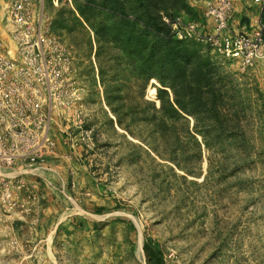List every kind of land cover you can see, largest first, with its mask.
I'll list each match as a JSON object with an SVG mask.
<instances>
[{
    "label": "rangeland",
    "instance_id": "1",
    "mask_svg": "<svg viewBox=\"0 0 264 264\" xmlns=\"http://www.w3.org/2000/svg\"><path fill=\"white\" fill-rule=\"evenodd\" d=\"M43 1L76 89L61 162L25 178L30 212L0 213V264H147L145 242L164 264H264V56L243 66L198 39L218 0ZM141 3L183 42L178 64L160 45L146 62ZM230 3L231 28L252 33L262 7Z\"/></svg>",
    "mask_w": 264,
    "mask_h": 264
},
{
    "label": "built area",
    "instance_id": "2",
    "mask_svg": "<svg viewBox=\"0 0 264 264\" xmlns=\"http://www.w3.org/2000/svg\"><path fill=\"white\" fill-rule=\"evenodd\" d=\"M252 2L262 7L252 33L234 31L230 0H218L207 10L212 26L198 39L221 59L243 66L262 58L264 0ZM0 10V213L9 215L30 212L25 178L43 179L61 162L55 138L63 132V100L76 88L64 80L65 47L44 1L0 0Z\"/></svg>",
    "mask_w": 264,
    "mask_h": 264
},
{
    "label": "trees",
    "instance_id": "3",
    "mask_svg": "<svg viewBox=\"0 0 264 264\" xmlns=\"http://www.w3.org/2000/svg\"><path fill=\"white\" fill-rule=\"evenodd\" d=\"M140 8L142 9L141 16H138L137 19L142 22V25L138 24V22H132L133 30L130 34L136 33L141 34L143 37L142 32L147 34H152L154 37V40L151 42V46L149 48L150 56L147 63L153 64V50L157 48V46L160 45L163 50V57H161V61H164L166 63H177L178 64V56L180 54H183L185 52L186 47H184L180 41L173 42L170 39H163L162 35H164V31L167 30V25L164 23L162 17L160 16V6L159 5H151L146 3H141ZM139 8V9H140ZM138 26V27H136ZM160 34H162L160 36ZM141 38V36H139ZM145 44V43H144ZM133 49H135L137 52H141L143 49H145V46H133ZM148 65V64H147ZM104 83V82H103ZM173 113L175 115H180L179 110L172 105H170ZM177 107L183 111L184 109L181 108V106L177 103ZM180 117H182L180 115ZM183 118V117H182ZM120 123V122H119ZM143 252L145 261L147 264H164V260L162 255L157 251L154 247L150 245L149 242H145L143 244Z\"/></svg>",
    "mask_w": 264,
    "mask_h": 264
},
{
    "label": "bare ground",
    "instance_id": "4",
    "mask_svg": "<svg viewBox=\"0 0 264 264\" xmlns=\"http://www.w3.org/2000/svg\"><path fill=\"white\" fill-rule=\"evenodd\" d=\"M138 245H139V249H138V250H139V252H141V240H140V242H139ZM140 255H141V254H140Z\"/></svg>",
    "mask_w": 264,
    "mask_h": 264
}]
</instances>
